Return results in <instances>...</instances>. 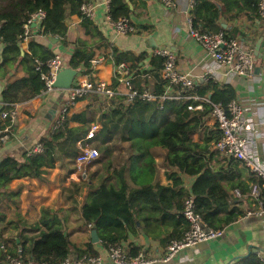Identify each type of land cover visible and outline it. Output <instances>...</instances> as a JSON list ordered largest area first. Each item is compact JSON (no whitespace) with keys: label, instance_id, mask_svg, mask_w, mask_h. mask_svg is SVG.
<instances>
[{"label":"trees","instance_id":"16d2710c","mask_svg":"<svg viewBox=\"0 0 264 264\" xmlns=\"http://www.w3.org/2000/svg\"><path fill=\"white\" fill-rule=\"evenodd\" d=\"M84 1L87 0H0V67L20 59L25 71L24 76L14 78L2 89L1 100L7 104L4 109H8L9 104L26 101L40 93L45 86L39 70L36 69L35 60L46 61L55 54L48 47L30 40L29 52L21 55L24 23L35 12L43 10L45 16L40 22L39 32L59 38L65 46L68 43L65 18L68 14H77L82 18L85 32L99 36L97 27L79 9ZM140 1L144 3L143 0ZM259 1L193 0L190 9L192 25L201 32L223 31L227 37H234L237 29H232L227 34L219 25V20H233L241 16L259 19ZM129 3L134 4V0H110L109 14L112 19L123 16L130 18L133 9ZM74 44L68 65L75 69L88 67L89 59L96 54V48H102V53L110 55L115 62H126L131 69L139 68L143 58L147 56L145 52L135 54L119 51L106 43L101 36L96 46L80 39L75 40ZM149 59L151 69L142 70L141 74L150 72V79L143 75V78L133 79L132 83L138 90L150 87L155 94H160L165 84L161 78L165 59L160 55H152ZM137 72L140 73V70L137 69ZM188 93L210 95L212 103L222 106L236 98L232 85L219 84L212 79L195 85ZM100 103V99L96 97L93 100L96 109L68 114L58 128L40 137L38 143L41 151L24 155L22 160L4 157L0 161V202L5 198L16 199V191L7 189L12 179L26 177L43 180L46 168L54 166L57 153L75 160L80 152L78 141L84 139L91 123L97 119L100 126L90 142H95L91 145L106 159H98L101 162L100 169L109 172L112 160H116V157L108 154L110 147L107 142L118 137L120 141L130 143V173L138 165L140 167L143 161L150 167L148 171L152 172V149L155 147L165 150L164 165L177 170L166 172V176L172 180L171 185L144 183L138 188H130L125 176L127 168L122 164L112 167L113 182H108L109 177L103 178L87 193L81 205L82 218L85 223L93 224L92 229L96 230L98 238L105 246L124 244L128 234L135 232V220L140 214H143L145 233H149L150 228L155 226L154 217H160L161 222L173 221L174 230L165 247L170 241L180 239L189 228V222L183 215L184 201L189 196L194 198L195 212L209 227L224 229L243 217L245 209L238 205L233 190L238 189L241 194H247L250 185H260L262 179L249 171L243 161L227 159L213 149V144L221 136L216 122L200 133L201 142L193 139V135L199 134L203 129L205 119L212 110L211 104L203 103L202 109H187L189 104L195 105L196 102L192 99L165 100L161 109L158 100L136 98L128 103L122 94L115 95L105 109ZM97 109L99 115L96 118ZM72 122L77 125H71ZM180 174L196 176V179L186 188ZM72 186L76 190L79 184L72 182ZM3 219L4 215L0 212V222ZM40 225L42 229L38 228L37 235L21 236L19 241L14 239L12 247L7 246V249L12 254L20 249L23 258L36 261L58 262L68 256L70 247L74 244L65 232L64 224L57 220L56 213L43 208ZM2 241L0 229V245H6ZM74 247L76 255H98L90 242L85 248ZM128 249L130 255H136L140 251V247L132 244ZM2 256L3 251L0 249V257ZM241 264H264V258L250 253L243 258Z\"/></svg>","mask_w":264,"mask_h":264},{"label":"crops","instance_id":"0c3cea01","mask_svg":"<svg viewBox=\"0 0 264 264\" xmlns=\"http://www.w3.org/2000/svg\"><path fill=\"white\" fill-rule=\"evenodd\" d=\"M143 1L144 3L140 0H134V4L130 3L131 9H133L130 19L137 27V31L128 34L117 33L104 19L103 5L97 3V16L92 23L97 27L98 35L119 51L135 54L145 52L147 54L143 58L141 66L134 69L136 72L137 69L140 70V73L133 79L143 78V75L150 79V72L141 74V71L151 69L149 58L154 55L152 51L159 47H168L176 56L177 70L191 76L196 85L206 81L204 76H208V79L219 84L232 85L236 91V98L250 107L249 114L252 116L253 126L260 132L255 140L256 155L253 154V159L264 170V45H260L262 48L260 57L253 53L256 48L255 45L260 40L264 41V20L241 16L233 20L222 18L218 22L227 34L236 28L234 37L252 51L254 59L252 71L249 76L240 77L230 73L226 66L217 65L212 56L203 50L199 42L189 35L186 18L191 7L190 0H172L174 5L171 7H166L161 0ZM64 22L67 26V45L64 46L59 38L50 39V36L40 33V23H36V25H30L29 36L21 41V55L24 52H29L28 42L34 40L48 47L54 53L61 54L66 61V66H69L68 59L75 46V40L80 39L95 46L99 42V36L85 32L82 18L79 15L68 14ZM95 51L96 54L102 53V48H96ZM96 72L100 79L105 80L111 86L122 88L113 76V68L110 62L100 64ZM24 75L25 71L20 59L12 64L1 66V91L9 81ZM114 82L116 83L114 84ZM165 86L164 84L163 91L157 95L164 93ZM178 89L179 87L174 85L169 92L176 93ZM66 96L67 89L55 88L48 93H39L31 99L15 103L18 112L13 126L15 132L6 143L0 145V161L6 156L22 160L23 156L38 142L40 137L49 134L58 109ZM206 97L209 98V95ZM94 99L96 96L79 99L71 107L69 115L84 109L88 111L96 109L93 105ZM193 101L196 102L195 105H198L199 101ZM2 110H4V105L0 95V113ZM98 113L97 109L96 118ZM6 123L7 120L3 119L0 114V128ZM214 123L215 120L212 116L207 115L203 129L199 134L195 133L193 139L201 142L202 135L200 133L205 128H210ZM71 125H77V123L72 122ZM92 125H98V128L100 126L97 119L91 123L90 127ZM90 139L85 140V142L93 147L95 142H90ZM107 144L110 147L108 154L116 157L115 161L110 158L112 166L109 168V172L100 169L101 162L98 159L102 157V153L87 163L84 172L76 168L75 160L57 153L54 166L46 168L43 180L26 177L12 179L8 183L7 189L16 191V199L5 198L0 202V212L4 215V219L0 222L2 243H6L8 248H11L14 239L19 241L21 236L37 235L38 228L42 229L40 225L42 209L47 208L52 213H56L57 220L64 224L65 232L74 246L85 248V245L90 242L99 255L106 257L108 255L107 246L100 239L97 242L91 241L93 224L85 223L81 215V205L86 199L87 193L93 190L103 178L109 177L108 182H113L112 167H119L122 164L126 165L125 176L130 188H138L144 183L171 185L172 180L166 176V172L177 171L175 168L164 165L163 154L165 150L155 147L152 149L154 158L152 172L148 171L150 167L143 161L140 167L138 165L130 173L128 168L129 157L132 155L128 147L130 143L114 137ZM114 144L118 147H114ZM156 150H160L161 154L155 153ZM102 159H104L103 161L106 160L105 157ZM97 169L99 170L97 171ZM133 176L135 177L134 180L132 179ZM180 177L186 187H190L196 179V176L186 174H180ZM72 182L79 184L76 190L72 186ZM139 217L135 220V232L128 234L124 245H128L129 248L132 244L151 254L163 251L174 230L173 221L161 222L160 217H154L155 226L150 228L149 233H145L143 214H140ZM263 225L264 223L260 218L241 217L226 226L221 237L207 243H201L194 249H183L171 260L154 264H241L243 258L249 254L248 250H251L250 253H255L264 258ZM74 246L70 247V255H76V247Z\"/></svg>","mask_w":264,"mask_h":264},{"label":"built area","instance_id":"2783aa9c","mask_svg":"<svg viewBox=\"0 0 264 264\" xmlns=\"http://www.w3.org/2000/svg\"><path fill=\"white\" fill-rule=\"evenodd\" d=\"M166 7L174 5L172 0H161ZM103 5L104 19L119 34H128L137 31V27L129 17H119L112 19L109 14L110 0H87L84 1L79 9L82 15L94 21L96 18V5ZM191 7L193 0H190ZM190 7V9H191ZM45 12L38 10L31 18L24 23L22 39H26L30 33V25L34 21L40 23L44 18ZM258 16L264 20V0L258 3ZM189 28V35L202 46L203 50L212 56L217 65L226 66L230 73L240 77L249 76L254 59L250 49H247L235 37H227L223 31L219 32H201L192 25L190 11L186 18ZM154 55L164 57L163 67L161 69V78L165 81V91L161 95L155 94L149 87L138 90L134 87L132 80L138 72L131 69L124 61L115 62L110 55L105 53L95 54L89 59L88 67L76 68L77 73L69 89L67 96L61 103L57 116L51 128V132L58 128L65 117L69 114L71 107L82 98L87 96H96L101 102L109 101L117 94L125 96V101L130 103L136 98L147 101H159V108H162L165 100L192 99L199 101L198 105L189 104L187 109H202V103H209L212 106L210 115L217 123L221 131L220 138L213 144V149L221 156L227 159H236L244 162L249 171L260 176L262 183H253L247 194H241L238 189L233 190V195L240 207L245 209L244 218L257 217L264 223V170L255 162L256 138L260 135L257 128L253 126L252 116L249 114L250 107L239 101L232 99L226 106L214 104L206 96H199L194 93H188L195 88V81L191 76L181 73L176 67V56L168 47H159L152 51ZM110 62L113 68V76L119 87L111 86L105 80L100 79L97 69L100 64ZM36 69L39 70L41 79L44 81V88L41 94L48 93L55 88L52 86L58 72L66 66V61L59 53H55L46 61L35 60ZM207 80L208 76H204ZM179 89L176 93H170L169 90L174 86ZM3 105H7L3 103ZM8 109L1 111V117L7 120V123L0 128V145L6 143L12 136L13 128L17 118L16 104H9ZM98 125H92L83 140L78 141L79 154L75 159V166L81 172H84V165L99 155L97 149L91 147L85 140L93 138ZM41 145L37 142L26 153L41 151ZM254 154V155H253ZM186 187V186H185ZM189 188V187H186ZM194 198L189 196L184 201L183 215L189 222L188 230L178 240H172L163 249L156 254L140 250L136 255H130L128 247L122 243L108 245V255H68L58 262L36 261L32 258H23L20 250L12 254L7 245L1 244L0 249L3 256L0 257V264H154L171 260L179 251L183 249H194L201 243H207L211 240L221 237L224 229H215L209 227L195 212ZM264 229V225H263ZM262 258V257H261Z\"/></svg>","mask_w":264,"mask_h":264},{"label":"water","instance_id":"95a60500","mask_svg":"<svg viewBox=\"0 0 264 264\" xmlns=\"http://www.w3.org/2000/svg\"><path fill=\"white\" fill-rule=\"evenodd\" d=\"M129 6L131 8V4L129 3ZM31 25H36V22H32ZM50 39H55L54 37L50 36ZM260 45H264V41L260 40L259 43L255 45V51L253 52L255 56L260 57L262 48ZM77 73V70L75 68H72L70 66H66L63 69H61L58 74L56 75V78L52 84L54 88H59V89H69L73 79ZM0 91H1V85H0ZM210 98V95H209ZM99 240L97 232L95 229L91 230V241L92 242H97ZM251 250H248V253L250 254ZM247 253V254H248ZM248 254V255H249Z\"/></svg>","mask_w":264,"mask_h":264},{"label":"rangeland","instance_id":"374dc122","mask_svg":"<svg viewBox=\"0 0 264 264\" xmlns=\"http://www.w3.org/2000/svg\"><path fill=\"white\" fill-rule=\"evenodd\" d=\"M100 102H101V101H100ZM100 104L102 105V108H103V107L106 108V106L108 105V104H106V103H104V102H101ZM105 108H103V109H105ZM114 147H118V145L114 144ZM155 153H157V154H161V151H160V150H156ZM83 167H85V169H86V168H87V163H86ZM79 171H81V170H79Z\"/></svg>","mask_w":264,"mask_h":264}]
</instances>
